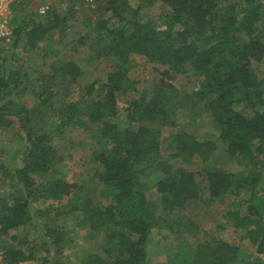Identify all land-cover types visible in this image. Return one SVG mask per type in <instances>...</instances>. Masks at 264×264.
Masks as SVG:
<instances>
[{
  "label": "trees",
  "instance_id": "trees-1",
  "mask_svg": "<svg viewBox=\"0 0 264 264\" xmlns=\"http://www.w3.org/2000/svg\"><path fill=\"white\" fill-rule=\"evenodd\" d=\"M70 1L72 5L77 0ZM160 1L170 14L163 28L148 18L128 17L127 0H95V8L89 9L97 12L92 52L115 62L102 84L104 92L97 96H93L96 81L82 85L81 70L73 61L53 67L33 82L11 63L19 42L33 49L65 25L66 19L55 10L42 17L28 14L0 41V129L12 124L8 115H17L24 132L20 164L10 166L11 186L16 190L0 198V231L35 222L43 213L33 209V203L59 201L81 186L63 174L58 166L62 159L52 145L54 135L78 129L93 141L94 173L104 185L101 194L109 198L102 208L91 206L88 199L82 201L90 229L102 233L105 240L102 253H90L79 264H148L150 233L166 222L141 190L147 179L160 195V208L179 212L190 224L204 218L210 202L248 194V203L241 210L229 209L225 217L244 230L262 259L244 261L236 247L217 240L196 245L190 264H264V220L254 203L264 195L259 187L264 178V74L257 75L253 67L264 52V0ZM174 24L180 28L173 29ZM132 53L165 67L167 78L186 71L198 74L194 94L204 103L224 146L177 132L169 138L172 152L163 156L159 128L170 120L166 95L136 92L125 65ZM33 84L45 114H32L9 98L26 93ZM118 97L125 101L122 115ZM194 156L201 161L197 172L188 167ZM234 161L243 169L231 171L227 164ZM70 203L67 211H75V202ZM38 225L39 240L46 247L44 264H58L49 247L60 250L64 232L42 221ZM30 259L32 254L10 245L2 251L1 263L22 264Z\"/></svg>",
  "mask_w": 264,
  "mask_h": 264
},
{
  "label": "rangeland",
  "instance_id": "rangeland-1",
  "mask_svg": "<svg viewBox=\"0 0 264 264\" xmlns=\"http://www.w3.org/2000/svg\"><path fill=\"white\" fill-rule=\"evenodd\" d=\"M127 3L128 17L135 19L138 16L142 20L148 18L158 28L164 27L163 22L170 15L169 9L160 0H127ZM224 5L221 3L219 7L222 8ZM40 6L45 7V12L50 9L55 10L58 16L66 19L65 25L54 29L33 49H27L23 42H19L13 52L11 63L18 66L22 73H27L29 82H33L48 75L53 67L73 61L81 70L80 83L84 85L96 81L93 96L102 94L104 92L102 84L106 75L114 69L115 62L109 57L103 59L95 57L92 52L91 44L95 42L93 21L97 12L89 9L95 8V0H77L72 5L70 0H12L10 9L5 14L10 28H13L14 23L19 24L24 17L28 18L30 13L42 17L45 13L38 12ZM172 28L179 29L180 26L174 24ZM125 65L127 78L135 84L137 93L144 92L148 96L159 93L166 95L165 105L170 120L159 128L164 157L172 152L170 135L177 132H187L198 139H212L218 145L224 146L218 138V131L212 124L204 103L194 94L198 86L197 73L186 71L167 78L163 73L165 67L157 62H149L142 55L135 53L126 58ZM253 67L257 75L264 74V52L259 63L253 62ZM35 84L31 85L26 93H14L9 98L16 102L17 107L22 105L32 114L33 111L45 114V108L40 106L35 97ZM137 93H133V96ZM118 100V112L122 115L124 97L121 99L118 97ZM8 118L12 121L10 127L0 129V198L13 194L16 190V187L11 186L10 166L20 164L19 148L24 138V132L19 126V117L8 115ZM52 145L62 159L58 166L61 167L63 174L68 180L81 186L59 201L40 199L33 203L31 207L43 213L41 217L35 218V222H30L16 230L10 229L7 233L0 231V264H2V251L10 245H19L26 253L32 254V259L22 264H44L46 247L39 240L42 231L38 225L39 221L64 232L65 240L61 244L63 247L60 250L49 247L50 255L59 261L58 264H79V261L90 253H102L100 246L104 243V235L90 229L89 213L83 209L85 199L90 201L91 206L99 208L109 202V198L101 194L104 185L98 181L94 173V164L91 162L93 141L78 129L73 131L67 129L64 133L53 136ZM188 167L197 172L201 167L200 159L197 156L192 157ZM227 167L234 172L243 169L235 161L227 164ZM195 178L197 181L200 179L197 175ZM259 187L264 188V178L259 183ZM141 190L166 222L164 227L152 230L150 233L148 264H190V256L196 245L214 243L217 240L236 247L240 258L244 261L262 259V256L256 252L255 245L245 237L244 230L234 227L230 219L225 217L229 209L241 210L248 203V194L225 195L210 202L206 207L204 218L197 224H190L179 212L160 208V195L150 179L143 180ZM70 201L75 202L74 206L77 208L75 211H67L66 206L71 204ZM254 203L260 208L259 215L264 220V195ZM20 239L24 243L20 244Z\"/></svg>",
  "mask_w": 264,
  "mask_h": 264
},
{
  "label": "built area",
  "instance_id": "built-area-1",
  "mask_svg": "<svg viewBox=\"0 0 264 264\" xmlns=\"http://www.w3.org/2000/svg\"><path fill=\"white\" fill-rule=\"evenodd\" d=\"M12 0H0V41L11 33V28L5 18L6 12L10 9ZM38 12L45 13V7L40 6Z\"/></svg>",
  "mask_w": 264,
  "mask_h": 264
}]
</instances>
